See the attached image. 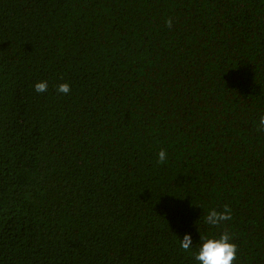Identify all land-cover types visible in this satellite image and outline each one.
<instances>
[{
  "label": "trees",
  "instance_id": "16d2710c",
  "mask_svg": "<svg viewBox=\"0 0 264 264\" xmlns=\"http://www.w3.org/2000/svg\"><path fill=\"white\" fill-rule=\"evenodd\" d=\"M261 115L264 0H0V264H264Z\"/></svg>",
  "mask_w": 264,
  "mask_h": 264
},
{
  "label": "clouds",
  "instance_id": "9594fccd",
  "mask_svg": "<svg viewBox=\"0 0 264 264\" xmlns=\"http://www.w3.org/2000/svg\"><path fill=\"white\" fill-rule=\"evenodd\" d=\"M168 23L170 26L171 21ZM48 87L49 82L47 80L34 84L35 92L40 94L45 93ZM70 90L68 83H60L56 86L58 94L67 95ZM257 128L258 131H264V115L260 116ZM157 155L159 163L166 161L167 153L165 151L162 150ZM231 219V209L225 205L223 211L209 210L204 216L203 222L210 228H219L224 222ZM179 244L182 250L189 252L195 264H234L238 258V247L228 231L220 232L218 235L210 231L199 234V240L194 249L193 237L190 233H186L182 239L179 238Z\"/></svg>",
  "mask_w": 264,
  "mask_h": 264
}]
</instances>
